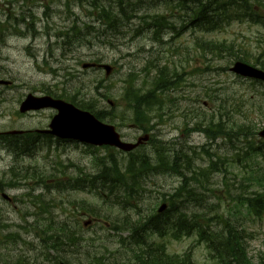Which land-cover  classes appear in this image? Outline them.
<instances>
[{"label": "rangeland", "instance_id": "374dc122", "mask_svg": "<svg viewBox=\"0 0 264 264\" xmlns=\"http://www.w3.org/2000/svg\"><path fill=\"white\" fill-rule=\"evenodd\" d=\"M117 1L102 0L105 5L100 7L111 13L124 11L125 7L116 6ZM129 1H142L137 7L142 10L135 16L124 12L134 19L119 25L115 32L106 31L96 22L95 10L72 9L60 5L59 0H31L29 8L22 10L14 3L4 17L0 14V80L12 82L11 87L0 86V136L11 130L47 128L55 111L46 109L26 115L18 112L28 94L81 92L95 101L97 111H110L106 102L110 99L114 118L107 117L103 122L115 126L124 141L135 142L143 133L131 125L133 111L123 100L124 88L133 83L144 94L152 89L159 69H163L169 82L176 84L161 96L162 109L151 114L157 124L148 133L168 153L182 150L189 168L181 171L187 176L194 170L208 177L188 184L196 188L192 194L195 199L186 201L175 194L182 178L170 172L149 171L143 175L141 187L130 200L120 197V188L112 193L107 189L62 190V186L57 189L55 185L83 175L92 176L102 162L111 167V158L118 162L120 171V163L125 164L127 157H151L153 147L146 145L128 156L114 149L60 142L49 143L50 147L39 145L42 149L32 157L16 158L0 137V183L12 181V168L15 172L24 169L41 182L33 188L21 179L23 187L3 191L15 203L10 205L0 198V264H56L58 254L72 264H94V258L110 260L104 264L113 260L136 264L130 246L135 242L130 224L154 215L162 203L172 209L173 216L181 214L190 220L195 214L198 219L204 217V224L212 228L214 222L206 219L216 213L238 230H244L243 244L253 264L264 251V219L250 215L243 201L252 199L264 186V147L260 155L250 151L252 145L261 147L257 134L264 129V83L236 77L229 72L234 59L226 54L214 55L205 46L221 42L247 46L248 63L253 64L255 59L264 61V26L244 20L209 32L204 28L197 30L190 27L186 12L175 11L179 0ZM250 4L264 20V0H252ZM0 8L4 9L2 3ZM142 15L165 17L168 25H163L153 38L150 28H155L157 22H144ZM114 17L118 22L120 16ZM69 28L77 29L72 42L64 36ZM95 61L112 66V74L106 78L101 70L82 68ZM102 95H107V99ZM235 99L242 102V107L241 112L232 114L234 122L243 117L251 123L254 138L246 141L233 136L231 141H208L198 129L200 122L220 118L226 121L223 114L231 112L230 104ZM211 157L216 167L206 173ZM85 220L93 223L84 227ZM49 224L53 228L69 227L75 233L59 253L45 250L46 238L41 230ZM148 242L163 245L169 255L188 254L190 264H217L205 245L197 243L196 233L179 239L152 236L147 237Z\"/></svg>", "mask_w": 264, "mask_h": 264}, {"label": "trees", "instance_id": "16d2710c", "mask_svg": "<svg viewBox=\"0 0 264 264\" xmlns=\"http://www.w3.org/2000/svg\"><path fill=\"white\" fill-rule=\"evenodd\" d=\"M180 1V0H179ZM183 3L177 5L183 7L186 13L190 17H193L194 22L199 28L200 25L203 26L205 31H212L223 25H229L232 22H242L247 20L251 23H262L264 26V20L261 16L252 9L250 1L252 0H181ZM139 4L129 1V0H119L116 6L120 9L125 7L120 13V18L118 22H115V13H109L107 20L101 19L104 26L108 31L115 32L119 25L129 22L132 18L126 16L124 12L130 11L134 13V16L142 10L137 8ZM101 5H99L100 7ZM188 11V12H187ZM130 13L129 15H133ZM113 18V19H112ZM112 19V20H111ZM144 20H150L151 22H157L156 27L153 29L155 35L160 32L163 25H168L165 17L156 16L151 17L149 15H144L141 17ZM146 22V21H144ZM117 23V24H116ZM162 23V25H161ZM206 47H209L210 52L214 55L222 56L224 54L227 57L234 59V61L247 62L249 59L248 48L241 45H235L233 43H206ZM243 47V48H242ZM254 64L259 66L264 70V61L258 59L254 60ZM167 74L163 69H159L156 79L154 80V85L151 90H147L146 93L141 94L140 89L135 88L133 83H128L124 88L123 100L127 102L130 109L133 111L132 122L137 127L141 128L144 133H148L149 129L153 128L157 122L152 123L153 118L152 113L159 112L162 109L161 96H164L170 88H173L176 82H169ZM76 90H80L79 88ZM66 98L70 100L72 104L79 107L82 110L89 111L93 113L98 119L103 120L104 118L110 117L114 118L113 112L97 111L95 106V101L93 99H87L81 92H75L73 94H66ZM64 94L54 95L55 97L61 98L65 96ZM103 99H107V95L100 96ZM242 102L239 99H235L230 104L231 112H225L223 115L226 116V121L221 118L218 121H207L203 120L200 122V128H198L208 141H215L217 139L231 141L233 136L243 137L246 141L251 137L255 136L251 123H247L242 117L241 120H236L232 114H238L241 112ZM222 108V107H221ZM111 111H114L112 109ZM224 110H222L223 112ZM157 116V115H156ZM223 117V116H222ZM26 138L29 136H25ZM22 136H12L5 138L8 149L13 153H26L29 151L27 148V140H22ZM151 146L152 154L151 157L144 155H139L138 157H129L126 161L125 169L122 172L120 169V180L119 174L117 172L118 166L114 159H110L109 164L111 165L108 169V173H103V171L94 174L84 181L79 179H74L69 181L68 184L63 185L65 190H78L83 191L84 189H92L94 191H100L107 189L110 193L116 191L120 187V197L124 200H130L135 194H137L138 189L141 187L139 182L143 175L148 174L149 171L167 173L170 172L174 175L180 176L182 182L179 187L175 190L176 196L183 199L187 198L194 200L196 188L188 185L193 179L197 180L200 178H207L208 174L196 173L194 170L191 172L190 176H187L181 170L189 168L186 163V156L183 154L182 150H176L173 153H168L167 150L162 146L160 141H156L153 136H151ZM254 138V137H253ZM29 140V138H27ZM243 139V140H244ZM261 147L256 148L255 146L250 147L252 155L262 154V147L264 143L260 142ZM208 153V152H207ZM210 160V164L206 170V173L213 171L216 167V163L213 157ZM184 159V160H183ZM123 164L120 163V166ZM106 169V165L102 164ZM101 167V165H100ZM121 168V167H120ZM109 169H114L111 174ZM116 169V170H115ZM25 177H27L25 175ZM62 185V183H59ZM204 188V187H203ZM98 189V190H97ZM194 193V195H192ZM246 210L250 215L258 219H264V186L259 192H255L252 199H244ZM202 202V201H201ZM42 211H44L42 209ZM171 216L173 217L171 219ZM208 223L214 222L213 227L210 228L209 224L205 223L204 217L197 218L194 214L190 220L184 215L178 214L173 216L172 209L168 208L163 214L148 216L145 221H138V228L143 229L144 236L141 241H144L146 235L158 237L171 236L174 239H179L182 236L189 237L192 233L197 235V243L204 244L205 248L209 251L212 260H215L217 264H253L250 258L247 256V251L243 244L244 230H238L233 223L229 220H225L222 216L213 215V218L206 219ZM137 225V224H136ZM65 228V227H64ZM61 229L60 235V246L55 243L54 234L51 232L53 228L50 226L44 230H41L42 235L46 238L44 242L48 249H60L65 243L70 242L71 237L68 234V229ZM138 228H134L135 231ZM50 232V235H47ZM46 234V236H45ZM44 241V240H43ZM137 245H133L134 248L131 249L135 257V262L137 264H190V257L188 254L185 256L168 255L165 253L163 245H144L136 241ZM137 252H136V249ZM59 260L65 264H70L63 256L60 254ZM105 261V259H102ZM102 260H96L97 264H100ZM17 264V263H13ZM255 264H264V251L259 255L258 262Z\"/></svg>", "mask_w": 264, "mask_h": 264}, {"label": "water", "instance_id": "95a60500", "mask_svg": "<svg viewBox=\"0 0 264 264\" xmlns=\"http://www.w3.org/2000/svg\"><path fill=\"white\" fill-rule=\"evenodd\" d=\"M95 66L103 69L106 77L112 72V67L109 65L90 64L83 65V68L87 69ZM230 72L243 78H250L264 82V71L242 62H235L230 68ZM4 84L7 85V83ZM46 108L55 109L57 111L49 125L51 131H48L47 133L59 139L73 140L92 147L111 146L124 152H131L140 144L148 140V137L145 136L139 138L134 144L123 142L114 126L103 124L89 112L82 111L74 107L72 104L48 96L35 97L29 94L21 102L18 111L19 113L24 114L28 111ZM19 133L21 132L11 131L8 134L16 135ZM258 136L264 139V130L259 132ZM3 197L6 198L7 196ZM165 208L166 206L162 205L158 209V213L163 212Z\"/></svg>", "mask_w": 264, "mask_h": 264}, {"label": "flooded vegetation", "instance_id": "af4514ba", "mask_svg": "<svg viewBox=\"0 0 264 264\" xmlns=\"http://www.w3.org/2000/svg\"><path fill=\"white\" fill-rule=\"evenodd\" d=\"M30 1L31 0H14V2H12L11 0H0V3H2V7H4V9H1L0 8V14H3V17H4V13L9 12V10H10V9H8V7L9 8H12V6H13L14 3L17 4V7L20 10H22V9H28L29 8L28 5H29ZM59 2H60V5L68 6V7H71L72 9L78 8L80 10H83L85 8H90L91 9L92 4H93L92 3L93 0H59ZM2 22H4V20L1 21V23ZM76 31H77V29H75V28H69L64 36L66 38H68V41H71L72 42V41H74L72 39H76V37H77ZM4 82H5V80H0V85H3ZM27 132H31V131H27ZM39 136L49 137L48 135H39ZM42 140H44L43 137L38 138V141H35V142H33L31 140H28L27 141V143H28L27 148L28 149L31 148L33 150H32V152L30 151L29 153H25V154L26 155L32 154L30 156V157H32L39 148L42 149L41 147H39V143H38L39 141H42ZM49 140L50 141H54L55 139L49 138ZM11 174H12V172H11ZM35 177H38V176H35V175L32 174L29 179H23V182L26 181V184H24V185L29 186V187H33V188L39 187L41 185V182L35 180ZM89 177L90 176L83 175V176H80L79 178H82V179H85L86 180ZM11 180L12 181L7 180L4 183H0V197L1 198H2V194L4 193L3 191H5L7 188L15 189V188L23 187V184L21 182H19V181L14 186V182H13L12 175H11ZM4 200L6 201V203H8L10 205H13L15 203L11 197L10 198H6ZM58 251H59L58 248L53 249V252H57L58 253ZM56 264H60V263L57 262Z\"/></svg>", "mask_w": 264, "mask_h": 264}, {"label": "bare ground", "instance_id": "6f19581e", "mask_svg": "<svg viewBox=\"0 0 264 264\" xmlns=\"http://www.w3.org/2000/svg\"><path fill=\"white\" fill-rule=\"evenodd\" d=\"M183 2L180 0L179 1V4L178 5H181ZM109 13H111L110 11H108L107 9H104V8H101V7H99L98 8V10H97V18H99V19H103V20H107V16L109 15ZM120 13L121 12H116L115 13V15H117V16H120ZM73 15V14H72ZM74 16V15H73ZM78 18V17H77ZM132 19H134L133 17H131ZM113 19V18H112ZM111 19V20H112ZM131 19V20H132ZM150 25H153V24H150ZM165 26H167V25H165ZM169 27H170V25H169Z\"/></svg>", "mask_w": 264, "mask_h": 264}]
</instances>
